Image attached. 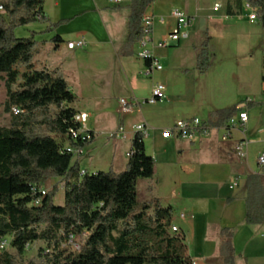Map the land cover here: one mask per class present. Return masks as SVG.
<instances>
[{"label":"trees","instance_id":"1","mask_svg":"<svg viewBox=\"0 0 264 264\" xmlns=\"http://www.w3.org/2000/svg\"><path fill=\"white\" fill-rule=\"evenodd\" d=\"M44 1L0 0L8 12L7 21L0 15V75L6 89L4 111L10 118L9 125L0 128V244L10 237L9 247L22 257L29 244L43 242L45 249L30 264H190L183 236L171 231L174 208L156 199L140 206L137 200L139 180L152 179L156 172L143 134L132 138L128 163L120 174L81 175L79 164L73 165L74 155L64 151L69 145L84 146L69 135L79 128L74 120L78 112L71 107L76 96L60 70L34 69L38 47L34 36L19 39L13 34L15 27L47 22ZM154 1L131 0L127 6L130 15L121 56L133 55L143 36L142 19ZM231 1L237 12L229 6V16H240L247 2L257 8L258 23L264 27V0ZM59 25L51 24L45 32L52 33ZM210 43L207 37L197 56L202 74L211 67ZM251 105L248 102L247 108ZM239 111L237 107L217 111L203 125L207 130L222 129ZM55 178L64 182L63 206L55 203L58 184L46 195L35 191ZM245 206L246 223L264 225V167L247 176ZM222 236L221 255L226 264H233L232 233L224 230ZM70 238L82 240L79 251L65 247ZM0 264H17L16 256L0 249Z\"/></svg>","mask_w":264,"mask_h":264},{"label":"crops","instance_id":"2","mask_svg":"<svg viewBox=\"0 0 264 264\" xmlns=\"http://www.w3.org/2000/svg\"><path fill=\"white\" fill-rule=\"evenodd\" d=\"M130 2L131 0H122L121 2H115L114 0H52L53 8H46V2L44 1L43 9L47 22L50 25L61 22V25L50 33L52 36L50 39L38 42L33 60L34 69L60 70L69 85V89L76 96V102L77 99L82 98L83 91L81 89L83 88L89 92V98L97 100L103 96L100 95L98 97L97 88L94 86L114 87L116 92L112 93L110 89L109 95L104 96L105 100L117 98L116 115H118V118L115 119V127L109 135L116 137L117 129L120 126L125 128V125H127L125 130L129 133L130 139L128 141H131L134 137L133 126L145 124L148 129L145 137V147L146 138L149 136L148 138L155 145L162 147L165 152L169 149L173 152L172 161L166 167V174L171 177L174 185L180 189L177 197L185 196V192L182 189L184 184L179 182L176 169L179 164L181 165V160L185 155L189 154L188 159L191 161L202 157L209 160L212 159L216 165H220V170L223 173L217 178L218 180L210 183V189H204L202 192L204 194L202 195L203 198L199 197L201 200H198L201 206L198 208L194 200L189 198L188 202L182 205L178 213V222L173 219L172 226L179 228L178 235H182L184 238L187 248L186 254L191 261H195L197 264H226L221 255L222 232L224 230L232 233L233 264H264V225L252 226L245 221L246 179L249 173L260 172L257 160L264 151V130L261 133L262 139H249L248 131L246 132V137L249 140L247 159L248 157L250 159V145L260 144L263 146L253 158V165H250L248 161L245 164L244 161H241L244 159H238L235 155V145L242 139V135L239 132H234L232 140L227 143L221 141V131L213 133L207 140H202L203 142L199 140L197 142H188L177 137L165 140L161 134L167 127L162 128L160 125L150 127L146 117L137 114V111H140L146 104H142L138 110L129 116H121L118 113L119 100L122 98L138 102H143L150 98L154 86L161 83L159 81V73L164 71L168 60V57L163 56V52L167 53L169 49H178L182 44L190 43L198 56V50L195 47H198L205 30L212 29L215 23L218 25L223 22V14L225 13L223 11V2L214 0V4L217 2L221 4V10L214 14L213 21L209 19V16L213 13L207 16V20H202L198 30L193 29L196 22L195 16L187 14L194 20L189 28V39L182 40L179 44H172L167 49H155L151 44L146 47L147 50L153 52L154 57L163 67L162 71H154L153 73H149L146 63L139 57V54L144 50L141 40L134 45L132 56L125 57L120 55L126 39L127 23L130 15L127 6ZM163 4L164 0H155L145 14L153 15L156 18L152 34L154 43H159L165 39L177 24L171 13L169 28L162 34H157V27L166 24V18L161 13ZM242 13H244V10ZM161 20H164V23ZM209 34L211 35L209 38L213 37L211 32ZM55 37L59 38L56 43L53 42ZM80 39H84L86 42V46L83 49L70 50L68 48L67 45L69 43ZM137 49H139L137 56L139 60H136L135 55ZM139 63H141V66ZM262 86L264 89V85ZM76 102L71 107L77 112L89 115L87 127L94 134V142L101 135L100 125L87 109L89 103H85L87 104L85 107L79 108L76 107ZM161 103H165V101H161L155 106ZM136 116L139 117L136 118ZM202 122L204 123L205 121ZM131 125H133L132 128H130ZM88 146L89 144L86 149ZM130 148L127 152V157ZM153 158L155 159V157ZM230 169H232L231 173H229L232 179L227 185L224 176L228 175L227 171ZM196 171L197 169H191L185 173L191 176ZM236 178H239V184L237 187L231 188ZM156 200H159L162 206L166 205L164 207L175 209V205H173L175 204V198L173 196L169 199L167 198L166 203L161 201V197H157ZM181 214H186L187 217L182 219L180 218ZM192 215L194 216L193 219L190 218Z\"/></svg>","mask_w":264,"mask_h":264},{"label":"rangeland","instance_id":"3","mask_svg":"<svg viewBox=\"0 0 264 264\" xmlns=\"http://www.w3.org/2000/svg\"><path fill=\"white\" fill-rule=\"evenodd\" d=\"M1 1L6 2L7 0ZM220 1L224 5L223 22L218 25L215 23L212 29H206L198 47H195L199 53L204 40L211 36L209 32L213 34L210 43V69L204 74L198 71L197 54L190 43H184L178 49H169L167 53L163 52V56L168 57V60L164 71L159 73V81L166 85L168 98L164 100L165 103L156 106L144 105L140 111H137V114L144 115L150 127L160 125L162 128H170L179 120L199 118L206 122L217 111L238 108L245 102H253V105L245 109L250 116L248 138L262 139L261 133L264 130V89L262 86L264 85L262 81L264 77V27L258 22L250 23L244 13L235 18L229 16V6L233 12H237V5L231 0ZM45 2L46 8H53L52 0H45ZM213 5L214 0H164L161 13L166 18V24L157 27V34H162L169 28L173 10H181L186 15L195 16L196 22L193 29L198 30L200 22L207 20L209 14L213 13L209 19L214 20V14L218 12L212 10ZM2 18L7 21L8 12ZM49 26L48 22L39 21L27 26L15 27L13 34L19 39H28L34 36L37 42H43L52 37L50 33L45 32ZM138 52L139 49L136 50V60H139ZM139 65L141 66V63ZM1 76L0 128L8 126L10 122L9 115L4 111L6 89ZM94 87L97 88L98 97L100 95L103 97L93 100L89 98V92L83 88L81 89L83 96L77 99L76 107H85L87 105L85 103H89L87 109L100 125L101 135L92 144H89L84 156H74L73 165L78 163L81 171L91 174L109 171L120 174L126 169L127 152L131 147V141L109 135L115 127V119L118 118L116 115L117 98L105 100L104 96L109 95L110 89L112 93L116 92L114 87ZM138 117L136 116V118ZM126 128L127 125H125ZM148 137L146 138V153L152 158L155 157L157 171L152 179L139 180L137 200L142 206L157 197H161V201L166 203L167 198L173 196L175 198L174 219L178 222L177 216L182 205L192 198L199 208L201 206L198 201L201 200L199 197L204 195L202 192L204 189H210V183L218 180L217 178L223 171L220 170V165H216L212 159L201 157L191 161L188 159L189 154L185 155L181 160V165L176 167L179 182L184 184L182 189L185 196L177 197L180 189L166 174V167L172 161L173 152L171 149L165 152L162 147L155 145ZM209 137H201L199 141L203 142L202 140H207ZM262 147L260 144L250 145V159L248 157L241 161H244L245 164L248 161V164L253 165V158ZM191 169H197V171L188 176L185 172ZM259 169H261L260 166ZM231 171L232 169L227 171L228 175L224 176L227 185L232 179L229 174ZM234 183L239 184V178H236ZM56 184L59 186V192L55 197V203L58 206H63L65 188L62 179H51L45 185V189L49 192ZM150 213L152 214V212ZM4 241L9 245L11 238L7 237ZM76 241L81 244L82 240L77 238ZM45 247L43 242L29 244L22 257L17 256L10 247L8 251L16 256L17 264H30L32 261H37L40 250Z\"/></svg>","mask_w":264,"mask_h":264},{"label":"built area","instance_id":"4","mask_svg":"<svg viewBox=\"0 0 264 264\" xmlns=\"http://www.w3.org/2000/svg\"><path fill=\"white\" fill-rule=\"evenodd\" d=\"M115 2H121L122 0H114ZM222 6L220 3H215L213 10L214 12H219ZM244 13L250 23L254 24L258 22L257 8L252 7L249 3L244 2L243 4ZM6 9L3 4H0V15L4 16L6 14ZM172 16L176 20V27L167 35L165 39H163L159 43H154L152 40L153 27L156 21V18L153 15H145L142 19V29L143 36L141 39V44L144 50L139 54V57L144 62H150V66L148 67L149 73H153L154 71H162L163 67L154 57L152 51L147 50L146 47L151 44L155 49H167L172 46V44H179L182 40H187L190 38L189 28L193 23V19H191L188 15H186L181 10H174L172 12ZM164 23V20H161ZM70 50L74 49H83L86 46V42L84 39H80L76 42H71L68 45ZM146 49V50H145ZM167 98V88L164 84L158 83L154 86L150 98L143 102L131 101L126 98H122L119 100V109L118 113L121 116H129L132 115L136 110H138L141 105H155L161 101H164ZM247 108V103L241 104L238 108L240 111L237 115L230 120L228 125L222 129L218 130H207L205 129L203 122L199 118H192L187 120L177 121L172 128H167L162 131V138L165 140L171 139L173 137H177L181 140L188 142H197L201 137H209L215 132L221 131V141L223 143L230 142L233 138L234 132H239L242 135V139L237 142L235 145L234 151L239 159L247 158V150L249 145V140L246 137L247 125L249 123V115L245 109ZM15 113H19V110L15 109ZM75 122L79 125L78 129H71L69 131V135L73 142L77 143L78 140L81 139L82 144L84 146H67L64 151L67 153H71L74 156H84L86 154V147L90 144L94 139V134L88 129L87 122L89 120V115L86 113L78 112L74 117ZM134 136L138 133L143 134L145 137L147 135L148 129L145 124H139L133 126ZM115 136L121 140L128 141L129 133L125 130L123 126H120ZM129 156V155H128ZM258 165L260 167H264V151L258 157ZM85 171H82L81 175H84ZM237 183H233L231 188L237 187ZM35 191L41 192L42 195H46L47 190L44 186L36 188ZM38 204V202H36ZM186 214H181L180 218L185 219ZM191 219L194 216H190ZM172 233H179V228L176 226H171ZM77 239L70 238L68 242H66L65 247L68 246L72 248L74 251L80 250V244L77 243ZM9 248V245L3 240L0 244L1 250H6ZM190 264H197L195 261H191Z\"/></svg>","mask_w":264,"mask_h":264}]
</instances>
